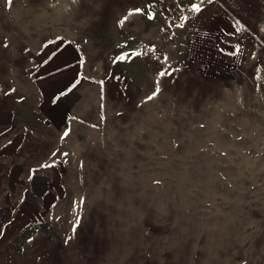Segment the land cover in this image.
I'll return each mask as SVG.
<instances>
[{
  "label": "rangeland",
  "instance_id": "374dc122",
  "mask_svg": "<svg viewBox=\"0 0 264 264\" xmlns=\"http://www.w3.org/2000/svg\"><path fill=\"white\" fill-rule=\"evenodd\" d=\"M154 1L118 34L119 0H0L11 103L37 112L11 209L42 213L51 264H264V0H218L232 32L196 59ZM37 47L63 61L34 85Z\"/></svg>",
  "mask_w": 264,
  "mask_h": 264
},
{
  "label": "crops",
  "instance_id": "0c3cea01",
  "mask_svg": "<svg viewBox=\"0 0 264 264\" xmlns=\"http://www.w3.org/2000/svg\"><path fill=\"white\" fill-rule=\"evenodd\" d=\"M144 2V0H143ZM123 8L117 11V27L116 32L123 34L126 31L128 19L137 14V0L134 3H127V0H119ZM145 3V2H144ZM126 5H129L127 8ZM218 0H203L198 6L188 8L186 17L182 25L177 27L176 38L179 48L182 49L187 57H192L191 48L203 46L209 41L215 33H218L219 28L224 36H229L232 32L233 25L229 22L226 13L219 7ZM222 7V6H221ZM133 8V9H130ZM199 9V11H197ZM129 16V17H128ZM123 18V19H122ZM229 20V21H228ZM117 23V24H118ZM123 25V27H122ZM117 26V25H116ZM132 29V28H130ZM145 37L141 38V42H146L147 39H152L155 34L159 36L154 28V24H145ZM124 31V32H123ZM130 31V30H129ZM134 32L130 31L129 41H132ZM126 33V32H125ZM159 33V34H158ZM122 39V38H120ZM127 38L124 40L126 41ZM58 42V38L53 39ZM224 42V41H223ZM212 44V43H211ZM209 45V44H208ZM66 48L68 45H65ZM210 46V45H209ZM217 48V44L211 46ZM186 48L187 51H186ZM225 49V48H224ZM179 51V50H178ZM34 53V70L30 71L29 75H33V84L42 79L43 62L48 66L52 62L63 61L62 52L54 50L51 55L43 56L42 48H35ZM181 53V52H179ZM223 56H229V52L225 50ZM64 58H67L65 55ZM71 58V57H70ZM37 64V65H36ZM10 78H9V63H0V264H51L49 256L45 251L42 238L43 216L40 211L34 210L33 207L27 209L24 202L14 203L13 210L11 209L10 200V178L17 174L18 169L23 168L24 159H18L24 153L25 142L17 139V134L11 137L10 131L13 128H18L19 121H30L36 117V110L25 113L16 107L10 99ZM35 85V84H34ZM61 102V101H60ZM59 102V104H60ZM58 103V102H57ZM52 106L54 114L59 111L66 112V108H59L58 105ZM39 118H41L38 113ZM38 118V117H37ZM38 118V119H39ZM27 127V126H26ZM33 127V126H31ZM21 137V136H20ZM19 137V138H20ZM37 143V142H35ZM18 159V162L17 160Z\"/></svg>",
  "mask_w": 264,
  "mask_h": 264
},
{
  "label": "built area",
  "instance_id": "2783aa9c",
  "mask_svg": "<svg viewBox=\"0 0 264 264\" xmlns=\"http://www.w3.org/2000/svg\"><path fill=\"white\" fill-rule=\"evenodd\" d=\"M203 0H156L149 4L148 13L158 18L169 37L176 35L177 27L183 24L187 9L201 4Z\"/></svg>",
  "mask_w": 264,
  "mask_h": 264
},
{
  "label": "snow or ice",
  "instance_id": "6c2138e0",
  "mask_svg": "<svg viewBox=\"0 0 264 264\" xmlns=\"http://www.w3.org/2000/svg\"><path fill=\"white\" fill-rule=\"evenodd\" d=\"M197 11H199V9H197ZM237 30H239V29H237ZM119 59H121V60H123L124 59V57H119ZM170 73H167L166 71H161L160 73H159V75L160 76H165V75H169ZM157 91H159V89H157ZM152 97H149V99H151ZM65 135H67V133H65ZM46 167L48 166V165H45ZM74 231H75V229H74Z\"/></svg>",
  "mask_w": 264,
  "mask_h": 264
}]
</instances>
